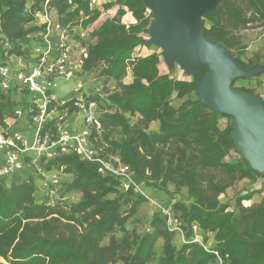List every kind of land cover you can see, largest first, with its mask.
Here are the masks:
<instances>
[{
  "label": "trees",
  "instance_id": "16d2710c",
  "mask_svg": "<svg viewBox=\"0 0 264 264\" xmlns=\"http://www.w3.org/2000/svg\"><path fill=\"white\" fill-rule=\"evenodd\" d=\"M94 2L0 0V62L5 65L21 59L26 69L35 66L44 50L39 37L44 27L36 24V15L45 5L54 9L56 23L68 41L86 50L81 73L98 71L117 86L106 98L81 94L86 103L97 104L101 130L92 132V147L102 160L109 154L128 166L136 184L173 197L184 189L186 199L165 203L137 234L128 231L127 224L146 198L133 195L132 188L122 192V180L101 173L100 164L73 152L52 159L23 155L22 171L0 177V264H264V200L242 206L262 192L219 200L233 182L261 175L250 170L235 150L230 123L221 126V120L230 121L229 117L196 101L194 90L206 67L190 82L160 72L161 53H138L156 48L147 42L152 16L142 2L104 4V11L116 8L115 14L92 30L101 15ZM127 13L135 23L122 22ZM257 22L264 25V0H222L215 11L202 16L201 30L204 37L223 45L238 64L249 68L256 62L245 64L239 59L245 46L237 33ZM62 54L57 44L48 63ZM127 74L131 81L124 84ZM173 98L181 101L178 107L172 105ZM31 100L27 91L18 92L14 86L0 90V130L12 128L8 120L16 118L18 109L25 111ZM128 116H136L137 121L130 124ZM152 123L158 124L156 131L148 130ZM43 129L54 133L52 122ZM113 130L120 135L110 140ZM99 136L106 145L104 152L98 148ZM51 172L70 175V179L60 181L51 195H57L55 203L49 195L36 200V181L42 183ZM213 172L225 175L226 180H216ZM75 194L79 199L67 202ZM163 210L176 220V230L170 229ZM194 228L211 234L212 244L206 247L204 239L195 241ZM175 231L183 238L179 247L173 243Z\"/></svg>",
  "mask_w": 264,
  "mask_h": 264
},
{
  "label": "built area",
  "instance_id": "2783aa9c",
  "mask_svg": "<svg viewBox=\"0 0 264 264\" xmlns=\"http://www.w3.org/2000/svg\"><path fill=\"white\" fill-rule=\"evenodd\" d=\"M54 13V9L45 5L36 15V24L44 27L39 34L44 50L39 55L35 66L26 69L21 59H13L5 65L0 62V90L7 91L14 86L18 92L27 91L32 96L30 106L26 111L28 122L33 130V141L29 146L26 145L23 137L12 128L0 130V156H2L0 177H8L22 171L24 168L23 155L32 153L36 157L52 159L58 155L73 152L82 160L97 162L101 166V173L120 178L137 194H140V185L135 183L129 167L122 164L118 168L112 167L101 159L90 143L92 132L99 133L101 130L96 102L86 103L82 97H77L67 104L55 93L54 80L73 78L75 67H72L69 61L71 45L68 36L56 23L53 18ZM56 43L63 48V54L48 63V57L57 45ZM81 57V61L87 57L85 50L82 51ZM176 67L181 69L178 64ZM79 89L81 85L76 90L79 91ZM23 112L22 109H18L15 116L20 117ZM70 116L80 118V130L69 131L67 129ZM50 122H52L54 133L50 129H43L45 124ZM45 176L47 177L42 181L41 188L46 195L51 196L58 188L60 178L55 172Z\"/></svg>",
  "mask_w": 264,
  "mask_h": 264
},
{
  "label": "water",
  "instance_id": "95a60500",
  "mask_svg": "<svg viewBox=\"0 0 264 264\" xmlns=\"http://www.w3.org/2000/svg\"><path fill=\"white\" fill-rule=\"evenodd\" d=\"M152 16L147 42L162 50L168 71L174 64L186 76L206 67L196 84V101L211 112L230 119V139L249 169L264 173V105L254 93L233 87L234 80L264 74V65L244 68L218 42L204 37L201 18L222 0H140ZM264 189V183H263Z\"/></svg>",
  "mask_w": 264,
  "mask_h": 264
},
{
  "label": "rangeland",
  "instance_id": "374dc122",
  "mask_svg": "<svg viewBox=\"0 0 264 264\" xmlns=\"http://www.w3.org/2000/svg\"><path fill=\"white\" fill-rule=\"evenodd\" d=\"M112 0H95L93 3V6L101 11V15L97 19L95 23L92 24L91 29L94 30L98 28L105 20L108 19L109 16H112L115 14L116 8H112L108 11H104L102 9V6ZM55 19V13L53 15ZM122 22L125 25H130V22H132V19L130 17V14L127 15L122 19ZM135 23V21H134ZM241 44L245 46V50H243L242 54L239 55V59L241 62L245 64H249L251 62H256V64L264 65V25L262 26L261 22H257L256 24L249 25L245 30L240 31L237 33ZM71 50L69 53V61L72 65V67H75L74 69V76L73 78L69 80H65L62 78H57L54 80L56 88L55 92H57L59 95L62 96V99L65 101H69L73 98L81 97V94H99L101 97L106 98L108 95L114 93L117 91L116 83L112 80H107L99 76L98 71H93L88 74L81 73V56L82 51L85 50V48L79 46L74 40H71L70 43ZM86 51V50H85ZM151 52H156L157 54H160L162 50L158 47L151 48L148 50H140L138 51L141 55L150 54ZM84 59V58H83ZM162 64L160 65V72L165 73L168 71V68L166 64L163 62V59L161 57ZM169 72V71H168ZM172 77L175 79H186L188 82L191 81L192 76H186L183 73L182 68L178 69L176 67V64H174V68L171 72ZM131 81L130 74H127L123 79L122 83H129ZM81 85V89L77 91L78 86ZM233 87L235 88H244L247 90H252L253 93L258 96L260 99L264 101V74L257 78L253 79H245V80H238L233 84ZM188 96H191V93L188 94ZM19 98L21 97L18 96ZM181 101L177 100L175 98L172 99V105L174 107H178L180 105ZM13 120H10V126L13 130L18 132L26 142V145H31L33 141V130L28 122V116L27 111L25 110L23 112V115L20 117L12 118ZM130 124H134L137 121L136 116H128ZM69 121V120H68ZM76 122H73L76 125H79L80 118H76ZM230 123L228 120H221V126L226 125L227 123ZM71 128V125H70ZM158 128L157 123H152L149 125L148 130L149 131H156ZM119 132L117 130H113L110 136V140L119 138ZM97 143L99 144L98 148L101 150V152H104V149L106 148V145L104 144L102 140V136H99L97 138ZM107 160L106 162L111 165L112 167L118 168L121 164L116 157H113L112 155L107 154ZM33 169L32 168H28ZM28 170H25V173H27ZM214 178L217 179H225V175L221 173H212ZM47 176H44V179ZM61 182H66L70 179V175L61 174L59 176ZM43 179V180H44ZM42 180V181H43ZM121 191L124 192L128 190V188H131L129 185H127L125 182L121 181ZM263 183H264V173L261 176H254L252 178H242L240 180H237L233 182L232 186L227 188L219 197L220 201H228L231 198L239 195H245L248 192L253 191H261L262 193L255 194L250 201H243L242 206L243 207H250L255 204L260 203L262 200H264V189H263ZM36 185L39 187L37 192L35 193V199L41 200L43 198H46L47 195L45 194V191L40 187L41 183L40 181H36ZM133 190V189H132ZM141 195H143L146 198V202L141 204L137 214L133 217H131L128 220L127 229L128 231H133L137 234L143 232L147 224L152 216V214L159 209H162L161 207L169 202L170 200L175 201H181L186 199V193L185 190L182 189L179 194H175V197L172 196V194L165 193L164 191H158L153 188H147L140 185ZM169 190L172 192L173 187L170 186ZM136 193L133 190V195ZM137 194V193H136ZM51 198L52 202L54 203L57 201V195L55 196H48V198ZM79 199V195H71L69 199H67V202H74ZM65 203H61L60 207H63ZM163 212L166 213V211L163 210ZM168 216V224L170 226V229L176 230L177 229V222L173 219L172 215L169 213H166ZM177 232V231H175ZM178 233V232H177ZM194 238L195 241L201 243L204 239L207 243L205 246H209L213 242V236L206 235L202 233L200 230L194 228ZM206 235V236H205ZM205 237V238H204ZM183 242L182 236L178 234H174L173 237V243L176 247H179L180 244ZM158 248L160 247V244L157 245ZM158 252L159 249H158ZM215 264V263H210Z\"/></svg>",
  "mask_w": 264,
  "mask_h": 264
},
{
  "label": "crops",
  "instance_id": "0c3cea01",
  "mask_svg": "<svg viewBox=\"0 0 264 264\" xmlns=\"http://www.w3.org/2000/svg\"><path fill=\"white\" fill-rule=\"evenodd\" d=\"M127 15H129V13H127L124 17H126ZM130 17H131V15H130ZM131 19H132V22H130V24H133L134 23V19L131 17ZM56 94H57V96L59 97V98H61L62 99V96L61 95H59L57 92H55ZM10 120L12 121L13 119H9L8 120V124L10 125ZM76 120V118L74 117V116H70L69 117V121H68V127H67V129L69 130V131H76V130H80V127H81V123H79V125H76V123L74 124L73 122H76L75 121ZM70 125H71V128H70ZM1 159H2V156H0V165H1Z\"/></svg>",
  "mask_w": 264,
  "mask_h": 264
}]
</instances>
